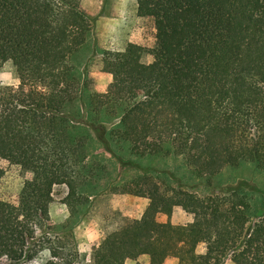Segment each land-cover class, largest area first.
Wrapping results in <instances>:
<instances>
[{
  "label": "trees",
  "instance_id": "obj_1",
  "mask_svg": "<svg viewBox=\"0 0 264 264\" xmlns=\"http://www.w3.org/2000/svg\"><path fill=\"white\" fill-rule=\"evenodd\" d=\"M134 1L136 16L151 21L153 44L103 50L101 69L112 78L95 92L72 60L89 31L80 0H0V68L9 61L18 80L0 82V157L31 174L15 203L0 199V264L39 251L54 185L66 186L70 209L85 202L105 172L96 154L88 158L93 139L120 167L132 156L178 155L198 178L241 161L264 168V0ZM144 51L148 63L140 60ZM156 183L139 174L109 184L148 203L93 247L92 264H122L141 253L150 264L169 256L177 264L227 257L264 264V214L249 222L245 194L169 187L156 195ZM174 206L192 220L155 218ZM45 247L50 255L42 264L64 258L59 247Z\"/></svg>",
  "mask_w": 264,
  "mask_h": 264
},
{
  "label": "rangeland",
  "instance_id": "obj_2",
  "mask_svg": "<svg viewBox=\"0 0 264 264\" xmlns=\"http://www.w3.org/2000/svg\"><path fill=\"white\" fill-rule=\"evenodd\" d=\"M25 3L30 0H22ZM80 7L89 19V31L79 51L72 60L80 64L85 71L88 88L95 92H104L111 82V74L101 69L103 50L121 49L126 43H137L145 48L153 44L151 21L136 16L134 0H80ZM140 60L148 63L152 56L144 51ZM2 85H16L18 80L9 61L0 68ZM109 127V124L107 125ZM88 158H99L105 165V172L94 188L87 189L85 202L74 204L70 209L64 203L67 188L64 184L52 187V200L48 205V219L44 225L45 236L41 238L36 255L24 262L3 259L4 264H42L49 258L46 245H53L62 252L64 258L53 257L57 264H92L91 253L103 237L127 220L138 218L145 209L148 198L129 193L110 190L109 184L121 182L139 174H145L156 183L155 194L159 195L169 187H178L196 193L199 196L226 188H237L245 194L250 203L249 222H257L264 214V168L254 163L241 161L235 166H224L217 173L198 178L185 166L178 155H145L131 157L125 167L117 165L115 159L106 152L95 139L88 144ZM100 163V164H101ZM0 199L15 203L24 180L31 174L0 157ZM172 177H168L167 174ZM147 186H144L146 190ZM190 217H189V215ZM158 221H168L182 225L192 220V214L179 206H174L169 215L157 213ZM196 252L204 251V243L195 247ZM122 264H150L149 253H141L136 258H126ZM162 264H177L173 256L165 258ZM222 264H234L228 257Z\"/></svg>",
  "mask_w": 264,
  "mask_h": 264
},
{
  "label": "crops",
  "instance_id": "obj_3",
  "mask_svg": "<svg viewBox=\"0 0 264 264\" xmlns=\"http://www.w3.org/2000/svg\"><path fill=\"white\" fill-rule=\"evenodd\" d=\"M189 215V214H188ZM189 217H190V215H189ZM189 220L191 221V218H189Z\"/></svg>",
  "mask_w": 264,
  "mask_h": 264
}]
</instances>
